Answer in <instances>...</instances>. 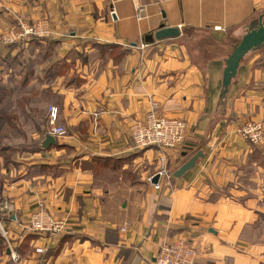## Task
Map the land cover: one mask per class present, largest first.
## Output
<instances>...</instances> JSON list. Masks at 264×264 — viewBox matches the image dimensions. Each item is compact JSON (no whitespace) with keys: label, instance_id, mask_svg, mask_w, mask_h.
I'll return each mask as SVG.
<instances>
[{"label":"crops","instance_id":"0c3cea01","mask_svg":"<svg viewBox=\"0 0 264 264\" xmlns=\"http://www.w3.org/2000/svg\"><path fill=\"white\" fill-rule=\"evenodd\" d=\"M262 9L264 0H0V36L16 15L50 32L0 42L1 84L43 88L66 131L42 149L45 121L37 149L16 147V166H2L0 264H154L178 239L198 264H264V134L251 145L237 133L246 121L264 131V50L241 62L218 101L224 59ZM166 27L179 35L156 40ZM151 103L187 125L158 190L148 178L159 151H134L129 139ZM39 207L67 231L29 232Z\"/></svg>","mask_w":264,"mask_h":264},{"label":"built area","instance_id":"2783aa9c","mask_svg":"<svg viewBox=\"0 0 264 264\" xmlns=\"http://www.w3.org/2000/svg\"><path fill=\"white\" fill-rule=\"evenodd\" d=\"M143 7H136V18H142ZM48 29L44 28L41 22L28 24L21 19H17L15 25L6 33L4 43H15L24 39L41 38L49 35ZM48 131L53 137H63L66 133L64 127L58 123V109L50 106L47 112ZM187 131L186 123L178 118L167 117L157 113V105L151 103L148 111L142 120L135 121L130 127L129 139L131 149L139 151L143 149L155 148L160 153L161 167L155 175L167 179L169 172L165 167L166 150H176L184 146ZM237 133L251 145H257L263 138V126L259 122L246 121L237 129ZM148 178V182L156 189H159L158 181L152 182L153 177ZM7 209V204L0 201V212ZM26 229L37 235L59 236L67 231L66 221L55 218L44 208H37L32 211L27 219ZM4 237L7 232L0 227ZM37 253L42 251L38 249ZM196 251L183 240H174L170 243L162 244L157 252L154 264H198L195 261Z\"/></svg>","mask_w":264,"mask_h":264},{"label":"rangeland","instance_id":"374dc122","mask_svg":"<svg viewBox=\"0 0 264 264\" xmlns=\"http://www.w3.org/2000/svg\"><path fill=\"white\" fill-rule=\"evenodd\" d=\"M263 11L264 9L261 10V12ZM12 18H13L11 20L12 23L9 25V28L6 30L5 33H3L0 36L1 43L2 41L5 42L4 39H5L6 33H8L11 27L16 24L17 19H21L30 25L41 22V21H29L25 19L26 17L24 18V17H20L17 15L13 16ZM193 46L196 47V44H194ZM4 85H5L4 87H9L10 89L11 87H14L15 90L13 92L17 91V96H16L17 102L20 99L19 109H17L16 107L13 111L9 109L11 112L10 116H12V119H14V122L16 124L10 121L12 125H4L0 131L1 136L4 134V136L7 137L6 140L4 141V145L5 146L10 145L13 147H18V148L24 147L26 149H34L36 146V142L32 141V137H33L32 135H35L36 132L44 133V131L42 130L43 124L45 121L48 124L47 112H48V108L50 107L48 106V103H46L47 102L46 98H48V94L44 93L43 88L36 89L37 91H35L36 92L35 93L33 90V87L31 89L28 87L21 88V86L19 87L16 86L14 82L12 81ZM4 109H6L5 106H4ZM47 128H48V125H47ZM46 130L48 131V129ZM18 141H20L21 144L18 145L17 144L19 143ZM15 143L16 145H14ZM16 157H17V154H10V152H8L7 156L4 157L6 168L7 166H10V167L16 166V160L18 159ZM0 167L2 166L0 165ZM7 170L9 169L7 168ZM7 176L8 175L3 174L2 168H0V179H2V182H3L4 177H7Z\"/></svg>","mask_w":264,"mask_h":264},{"label":"water","instance_id":"95a60500","mask_svg":"<svg viewBox=\"0 0 264 264\" xmlns=\"http://www.w3.org/2000/svg\"><path fill=\"white\" fill-rule=\"evenodd\" d=\"M179 35L176 28H163L155 32L156 40L174 38ZM264 50V11L250 19L244 26L237 37L236 43L231 46L228 56L224 59V67L222 70L218 101L220 107H224L226 95L229 87L237 77L238 69L241 62L253 54ZM55 143L54 137L46 134L41 143V148L46 149L49 145ZM200 152L195 153L186 163H184L177 171L174 172V177H180L186 171L194 166L195 161L201 157ZM158 176L155 175L152 179L156 183Z\"/></svg>","mask_w":264,"mask_h":264},{"label":"trees","instance_id":"16d2710c","mask_svg":"<svg viewBox=\"0 0 264 264\" xmlns=\"http://www.w3.org/2000/svg\"><path fill=\"white\" fill-rule=\"evenodd\" d=\"M12 96H13V90L8 87H4L0 82V131L4 125H12L11 122L16 124L14 122V119H12V116H10L11 115L10 110H12ZM4 106L6 107V109H4ZM6 138L7 137L4 136V134L2 136L0 134V165L1 166H5L4 157L7 156L8 152H10V154H15L18 152V150L19 152L21 151L20 149L10 145L5 146L4 141L6 140ZM34 149H37V146H35ZM2 186H3V182L2 179H0V193L2 190Z\"/></svg>","mask_w":264,"mask_h":264}]
</instances>
